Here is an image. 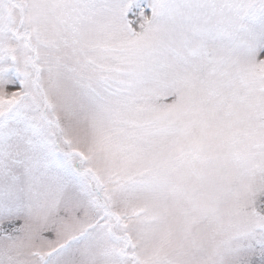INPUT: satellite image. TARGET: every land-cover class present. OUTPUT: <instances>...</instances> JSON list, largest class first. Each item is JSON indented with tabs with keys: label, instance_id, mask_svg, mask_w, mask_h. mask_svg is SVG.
<instances>
[{
	"label": "snow or ice",
	"instance_id": "6c2138e0",
	"mask_svg": "<svg viewBox=\"0 0 264 264\" xmlns=\"http://www.w3.org/2000/svg\"><path fill=\"white\" fill-rule=\"evenodd\" d=\"M0 264H264V0H0Z\"/></svg>",
	"mask_w": 264,
	"mask_h": 264
}]
</instances>
